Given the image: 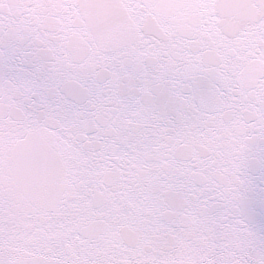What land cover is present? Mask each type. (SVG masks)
I'll return each mask as SVG.
<instances>
[{
  "label": "water",
  "instance_id": "1",
  "mask_svg": "<svg viewBox=\"0 0 264 264\" xmlns=\"http://www.w3.org/2000/svg\"><path fill=\"white\" fill-rule=\"evenodd\" d=\"M0 264H264V0H0Z\"/></svg>",
  "mask_w": 264,
  "mask_h": 264
}]
</instances>
